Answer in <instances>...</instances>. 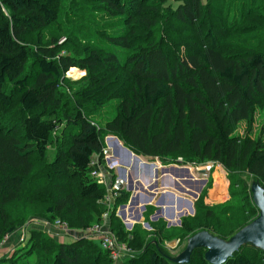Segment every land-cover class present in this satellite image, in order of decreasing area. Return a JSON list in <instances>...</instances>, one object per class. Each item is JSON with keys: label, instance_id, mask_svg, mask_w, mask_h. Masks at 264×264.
I'll use <instances>...</instances> for the list:
<instances>
[{"label": "trees", "instance_id": "obj_1", "mask_svg": "<svg viewBox=\"0 0 264 264\" xmlns=\"http://www.w3.org/2000/svg\"><path fill=\"white\" fill-rule=\"evenodd\" d=\"M101 1L108 10L120 16V26L129 27L134 19H138L147 28L156 30L161 19L159 6L162 4L165 8L170 0L151 1L146 12L145 0ZM52 2L0 0V107L8 110L17 105L21 115L25 116L20 123L12 122L0 131V214L3 218L0 240L5 231L15 232L19 228L17 226L25 224L32 216L29 214L34 212L25 210L21 214L13 211V221L9 222L5 207L18 200L23 192L24 198H29L44 188H53V193L39 195L33 200V204L42 206L34 213L50 221L66 223L62 220L65 215L93 210L98 211L97 221L101 222L106 212L101 201L107 189L91 176L92 160L99 156L100 162L103 161L105 140L81 102H89L99 108L108 100L110 87L107 85L105 88L99 75H91L92 87L78 93L81 101L75 104L74 115L68 125L70 130L59 140L62 145L55 160L35 172L33 158L38 157L37 164L46 161L50 138L62 123L50 109L62 104L60 90L67 81L66 74L75 67L89 72L103 70L112 75L123 71L113 82V76L107 78L109 83L121 89L116 91L120 94L118 114L107 123L106 132L125 141L128 146H124L134 154L162 162L183 158L189 165L219 163L227 171L248 172L264 187V135L258 139H239L234 135V129L240 123L251 120L253 106L264 102V40L256 49L246 46L247 51L243 55H224L217 38L228 30L226 25L233 17L232 13H239L228 9L224 17L222 9L227 7L228 0H209L206 5L203 0H182L176 10L165 8L170 9V14L179 23L191 28L197 26L198 33L206 31L209 42L204 49L188 56L174 68L170 67L162 47L154 43L128 55L89 47L84 57L61 54L55 47L43 45L41 41L37 48L30 46L26 39L35 30L58 23L59 13ZM260 3L259 8H264ZM244 4L242 0H229V5L236 6V10ZM219 9L221 17L210 18L213 10ZM123 34L124 31L119 29L117 37H111L113 44L123 43L126 48L132 47L129 37L121 36ZM182 73L185 76L183 80L180 77ZM108 173L116 179L113 171ZM47 181L49 184H45ZM210 183L211 180L205 188ZM129 195L130 192L123 190L117 205L127 202ZM31 200L32 197L29 198L30 203ZM215 209L222 214H227L230 209L229 213H239L229 203ZM256 209L259 215L255 205ZM115 213L116 208L110 217L111 229L131 248L136 237L133 232L137 234V231L127 232ZM69 220L72 221L71 218ZM77 220L80 221L79 215ZM239 231L231 233L228 240ZM163 232L162 229L159 231L160 234ZM39 238L44 241H39ZM45 241L48 242L43 243ZM57 242L53 237L47 239L44 232L34 230L21 254L25 253L27 257L36 255L37 260L32 264H77L83 259L85 244H81V240ZM43 244L55 247L52 256L46 254ZM97 246L107 264H113L108 252L99 244ZM38 248L42 252L40 256ZM245 248L255 249L243 247L226 264H254L243 252ZM205 254L204 249L195 250L189 264H210ZM93 259L94 264H101L97 258ZM123 264L175 263L156 247L146 246Z\"/></svg>", "mask_w": 264, "mask_h": 264}, {"label": "rangeland", "instance_id": "obj_2", "mask_svg": "<svg viewBox=\"0 0 264 264\" xmlns=\"http://www.w3.org/2000/svg\"><path fill=\"white\" fill-rule=\"evenodd\" d=\"M145 1L144 12L149 10L148 5L151 3V1L156 0ZM213 1L214 0H212V2ZM242 1H245L246 4H244V7H241L239 10H236V6H230L229 0L227 2V7L222 9L224 17L228 13V9L239 11L237 14L232 13L233 17L226 25L228 30L225 31L222 36H218L217 38L219 47L226 56L233 54L243 55V53L247 51L245 48L246 46L250 48L254 47L256 49L261 43H263L264 40V8H259L261 4L260 2L264 4V0ZM180 2H182V0H170L168 4L165 5V8L173 7V10H176L180 6ZM207 2H209V0H203L205 5ZM52 3L55 10L59 13V21L57 24L35 30L26 39V42L34 48H37L41 41L43 45L55 47L61 54L84 57L85 55L87 56V48L89 47H93L98 50H104L107 53H117L119 55L127 53L126 55H128L136 53L144 47H150V44L154 43L155 46L162 47L170 67L174 68L188 56L192 54L195 55L198 51L204 49V46L209 44L208 39L206 38V31L202 33L199 31L198 33L196 31L197 26L191 28L187 24L184 25L179 23L170 14V9L163 8L162 4H160L158 11L161 19L155 30L154 28H147V25L145 24L139 23L138 19H134L131 25L129 24V27H125L123 25L120 26L122 24L119 21V19H121L120 16L108 10L107 6L103 5L101 0H53ZM220 10L221 9L213 10L210 18L214 16H218L220 18ZM119 29L124 31V34L121 36L129 37L132 47L126 48L123 43L113 44L111 37L116 38L117 36L115 35L118 34ZM102 73L104 74L102 75ZM122 73L123 71L121 70L112 75L108 72H104L103 70L89 72L78 67L70 69V71L65 76L67 81L60 90L63 102L61 105L54 106L50 109V111H53L57 114L62 123L59 127V130L55 132L50 138L51 143L47 152L46 161L37 164L38 157L35 156L33 158L35 172H39L44 168L46 163H51L55 160L57 150L59 151L62 145L59 140L63 136V133L70 130V126L68 125L70 118H72L74 115L73 113L75 104L81 101L78 93L84 89H89L92 87L90 85L92 80L89 77L93 74L102 77L100 80H103L106 89L108 87L107 85H109L110 90L107 94L109 98L104 103V105L99 108L95 107L89 102H81L85 107L86 114L89 112L90 120L103 133L106 149H109L107 146L109 143L113 145L115 140H119L117 136L108 134L106 132V125L118 114L117 109L120 104V94L119 92L116 94V91H120L121 87L115 86L116 84L109 83L107 78L113 76V79H111L113 82L115 79H117V77H120V74ZM180 77L183 80L185 76L182 73V76ZM251 115V122L247 121L240 123L234 129V135L239 137V139H246L249 137L258 139L260 135H264V130L262 131V128H264L263 101L260 104H255L253 106ZM24 117L25 116L21 115L20 108H18L17 105L8 110L0 107V131L8 128L12 122L20 123L21 119ZM19 135L20 133L18 136ZM118 142H120V140ZM122 142L123 144H126L125 141ZM112 155L113 154L109 152L107 156H104L103 152L102 162H100L99 156L94 158L99 162L101 167L100 170L103 173L107 168L106 165L111 163L110 157ZM215 165L213 172L215 175V180L212 178L213 181L211 180L209 186L203 190L204 194L202 193L203 196L199 198V201L195 206L193 205V202L190 201L194 207L193 209H195L194 213L192 214L186 211V214L180 218H178V216L176 217L175 215L174 219L167 218V221L164 219V216L159 214L158 211L160 208L157 210V215L154 214V210H149L146 215V219L149 220L152 215H155L156 218H158V221L155 223L151 222L155 225V227L153 230H151V232H146V235H137L133 232V234L137 237L132 240V247H134V249L132 247V249L130 248V252L123 259L124 262H127L129 258L137 255L146 246H156L164 254L169 255V257L176 258L186 250L188 246V239L201 232H208L224 241H229L228 237H230L231 233L236 230H242L246 227H244V225L247 223L251 224V222L254 221V218L259 216L257 209L255 210V205L252 201V193L250 190V187H252L256 180L244 170L238 171L236 169L234 171H227L221 164L216 163ZM221 177L223 179H221ZM45 184H49V182L47 181ZM214 186L215 190L212 191ZM33 187L37 188V186ZM66 187L68 189V186ZM123 190L125 189H122L121 192ZM53 191V188L50 187L44 188L38 193L35 192L34 194L29 195L32 197L31 203L29 202V198L31 197L24 198L25 192L21 193L18 200L5 207V213L9 216V222L13 221V211L14 213L19 212L22 214V212L25 210H34V212L41 210L42 206L33 204V200L37 199L39 195L53 193ZM32 192H34V190ZM53 196H55V194L52 195V197ZM226 203H229V206L235 208V210L238 209L239 213H229L232 208L227 214L219 213L217 211L218 209H215L216 207H223V205ZM92 204H95V202H92ZM104 205L106 206L107 212L110 209V205ZM34 212L29 214V216H32L29 218L27 217L28 221H25V224H19L17 226L19 227L17 230L20 231L16 239L17 244L14 248H12V250L11 248L7 250L8 254L3 255L0 253V264H32L36 262V255L33 254L27 257L28 255L25 253L21 254V249L27 247L31 232L34 230L40 231L42 226H46V231L43 230L42 232H44L47 239H50L54 236L59 238L68 236L66 239H59L61 242L65 243H70L71 239L69 237L72 236V230L77 234L79 233L78 235L80 237L74 239V241L81 240V244H85V246L82 248V255L84 257L82 260H79L77 264H94L93 258H97L101 264H107L104 255H101L98 251V243L92 237H86L88 234L84 235V231L87 229H92L96 224H100V221H97L98 211L92 210L88 212L87 210H83L80 212V214H77L76 211L73 215H65V219L60 217L59 219H62L64 222H66L64 224L68 228L67 231L61 230L59 228L58 230L53 229L55 227V221L58 220L50 221L51 219L38 217L39 214ZM168 213L171 214L170 212ZM104 214L105 212L103 213L102 217ZM78 215L80 221L77 220ZM102 217L101 219H103ZM70 218L72 221L69 220ZM1 219L3 220L0 214V227L3 226ZM179 221L180 224L183 222L187 226H181L180 224L178 226H174L172 224H177ZM89 224L93 225L87 229H81ZM161 229L164 231L162 234L159 233ZM134 231H137V229ZM24 233H26L25 242L20 243L21 236ZM4 234V237L8 236L10 239V233L5 231ZM162 239L164 240L162 241ZM39 241L42 242L44 239L39 238ZM47 242L48 241H45L43 243ZM170 243H172V245H170ZM43 245L45 247L44 249L46 254H50L52 256L55 251V247H53L51 244ZM6 248L7 247H3V250ZM243 252L251 258L254 264H264V252L252 248H245ZM41 254L42 252L40 250L39 256ZM49 259H51V257Z\"/></svg>", "mask_w": 264, "mask_h": 264}, {"label": "crops", "instance_id": "obj_3", "mask_svg": "<svg viewBox=\"0 0 264 264\" xmlns=\"http://www.w3.org/2000/svg\"><path fill=\"white\" fill-rule=\"evenodd\" d=\"M119 143L123 147H125L121 140ZM108 147L113 149V159L111 163H109V165H106L107 168L105 169V171H113L116 178L124 182L126 191L133 190L132 192L129 191L130 195L127 198V202H123L121 205H117V200H115L110 205V216L113 209L116 208V217L119 218L120 222L124 225L127 232L132 233L135 229H137V235H146V232H151V230H153L155 227V225L152 223L158 221V218H156L155 215H157V213L162 208H164L166 211L164 210L165 212L161 216H164V219L167 221V218H175L168 213H171L173 208L175 210L176 217L178 216V218L186 214V211H188V213H191L187 205V201L193 202V205L195 206V203L202 196V192L207 183L202 185L201 182L192 180V176L195 173V170L190 168V166L184 162L183 158H178L173 162H162L159 159L149 160L147 158L137 156L140 159V164L137 166L135 155H133V157L131 158V163L129 164L128 153L122 150L117 151L115 144H109ZM155 172L160 173V176L158 177L159 183L157 188L151 189L149 188V183L151 176ZM214 176L215 175L213 174V179L215 180ZM221 179L223 178L221 177ZM142 186L144 187V190H142ZM214 190L215 186L212 188V191ZM195 195H197V197H195ZM136 198H139L138 202H134ZM131 200H133L132 203ZM180 204L183 205L179 207ZM158 208H160V210L157 212ZM149 210H154L155 215H152L150 219L147 220L146 215ZM182 223L183 222H181L180 224L179 221L177 224H172L174 226H178L179 224L182 226ZM109 224L111 226V221H109ZM58 228L59 227H54L53 229L58 230ZM43 230L46 231V226H42L40 231ZM19 232L20 231L16 230L15 232L10 234V240L5 246L7 248L4 250L2 248L0 250L1 254H8L7 250L10 248L12 250V248L16 246V239L19 235ZM71 233L72 236L69 237L71 239L70 242H73L74 239L80 237L78 235L79 233L77 234L73 230ZM63 239H66V237L62 238V240ZM163 240L164 239H162V241ZM170 245H172V243H170Z\"/></svg>", "mask_w": 264, "mask_h": 264}, {"label": "water", "instance_id": "obj_4", "mask_svg": "<svg viewBox=\"0 0 264 264\" xmlns=\"http://www.w3.org/2000/svg\"><path fill=\"white\" fill-rule=\"evenodd\" d=\"M114 144L117 151L122 150L128 153V162L130 164L131 158L133 157L134 153L130 149L123 147L117 140H115ZM135 161L136 165L138 166L140 164V159L135 157ZM154 177L157 178V181L149 187L151 189L158 187L159 173L155 172L151 176V180H153ZM201 184H206V181L201 182ZM142 190H144V187L142 188ZM129 191L131 192L133 190ZM251 193L253 202L259 210V216L257 217V219L251 222V224L240 230L229 241H224L208 232H201L193 235L188 239V246L181 255L176 258H172L169 257V255H166L168 259L175 264H189L191 262L194 251L197 249H204L206 250L205 258L210 264H226L228 260L232 259L233 256L245 246H250L255 249L264 251V187L259 181L253 183L251 187ZM195 197H197V195H195ZM133 200H131V203L133 202ZM135 201L138 202L139 198H136L134 202ZM182 205L183 204H180L179 207H181ZM187 205L191 213H193L194 209L192 203L188 201ZM164 212V208H162L159 211V214L163 215ZM175 215L176 213L173 208L171 216L175 217Z\"/></svg>", "mask_w": 264, "mask_h": 264}, {"label": "built area", "instance_id": "obj_5", "mask_svg": "<svg viewBox=\"0 0 264 264\" xmlns=\"http://www.w3.org/2000/svg\"><path fill=\"white\" fill-rule=\"evenodd\" d=\"M112 151L113 149L111 148L105 149L104 156H107L109 152L112 153ZM134 155L135 157L138 156L136 154ZM110 159L112 161L113 155L110 157ZM147 159L150 160L151 158H147ZM215 164L216 163H208V164H202V165H189L188 164L190 168L195 170V173L192 176V180L198 181V182L206 181V183L208 184L209 181L212 180L213 178V172L216 167ZM91 166L93 167V171L91 173L93 176V179L99 185H102L103 187H106L107 189V194L104 197V200H102V203L111 205L115 200H117L122 195L121 190L125 189L124 182L118 178L114 180L107 171H104L103 173L100 170L101 167H100L99 162L95 159L92 160ZM159 176H160V173H159ZM156 181L157 179L155 177L153 178V180L150 179L149 187L152 184H154ZM110 217L111 216H110V209H109L107 212H105L100 224H96L92 229H87L86 231H84V235L88 234L86 237H92L99 244L102 250L108 252L113 264H123L124 263L123 259L130 252L131 249L126 243L120 242L118 237L112 232L110 228V224H109ZM55 227H59V229L61 230H66V231L68 230L67 226L59 220L55 221ZM53 238H56L59 242H61L59 239L62 240V238L55 237V236ZM25 239H26V233L22 234L20 243L25 242ZM9 240L10 239L8 238V236L2 238L0 240V249L5 247V245L8 243Z\"/></svg>", "mask_w": 264, "mask_h": 264}, {"label": "bare ground", "instance_id": "obj_6", "mask_svg": "<svg viewBox=\"0 0 264 264\" xmlns=\"http://www.w3.org/2000/svg\"><path fill=\"white\" fill-rule=\"evenodd\" d=\"M112 139H114V138H112ZM112 139H111V140H112ZM111 140H110V141H111ZM110 141H109V142H110ZM109 144H110V143H109ZM107 146H108V145H107ZM91 176H92V174H91ZM92 178H93V176H92ZM142 200H143V199H142ZM193 213H194V212H193ZM193 213H192V214H193Z\"/></svg>", "mask_w": 264, "mask_h": 264}]
</instances>
